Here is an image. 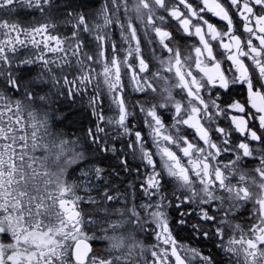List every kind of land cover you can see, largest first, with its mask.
<instances>
[{
    "label": "snow or ice",
    "instance_id": "obj_1",
    "mask_svg": "<svg viewBox=\"0 0 264 264\" xmlns=\"http://www.w3.org/2000/svg\"><path fill=\"white\" fill-rule=\"evenodd\" d=\"M0 264H264V0H0Z\"/></svg>",
    "mask_w": 264,
    "mask_h": 264
}]
</instances>
